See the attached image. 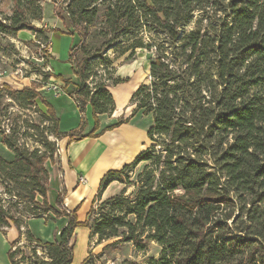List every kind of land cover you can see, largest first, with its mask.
<instances>
[{
  "label": "trees",
  "instance_id": "trees-1",
  "mask_svg": "<svg viewBox=\"0 0 264 264\" xmlns=\"http://www.w3.org/2000/svg\"><path fill=\"white\" fill-rule=\"evenodd\" d=\"M10 1L12 13L0 16V37L27 29L47 41L48 31L31 24L42 19L39 0ZM62 3L56 16L66 33L79 38L68 59L78 84L68 94L81 112L87 104L91 107L95 123L88 135L98 129L99 115L115 110L110 88L129 79L115 75L114 59L105 50L128 60L139 48H154L150 80L130 97L132 115L141 111L152 117L150 144L121 168L104 174L100 190L113 180L123 187L93 203L84 221L77 220V209L62 210L66 225L53 241H42L27 228L34 260L28 264H71L75 229L80 226L88 227L89 240L96 236L98 243L116 237L113 243L131 242L140 251L155 242L159 255L146 264H264V0ZM91 38L98 44L90 45ZM99 67L100 72L95 70ZM11 105L35 109L41 120L50 121L46 131L54 140L40 124L22 118L23 113L7 117ZM126 121L118 119L101 132ZM58 123L37 85L1 84L0 137L13 159L0 156V187L16 203L32 205V217L55 211L47 201L45 162L54 160L57 140L81 137L76 130L61 132ZM22 137H33L37 144L28 146L19 141ZM157 145L161 150L154 151ZM138 164L142 167L131 178ZM128 186L133 189L127 193ZM56 204H61L60 197ZM15 205L0 197V230L13 227L18 232L11 248L24 225L23 216L12 210ZM17 252L8 251L10 264ZM88 256L81 264H87Z\"/></svg>",
  "mask_w": 264,
  "mask_h": 264
},
{
  "label": "rangeland",
  "instance_id": "rangeland-1",
  "mask_svg": "<svg viewBox=\"0 0 264 264\" xmlns=\"http://www.w3.org/2000/svg\"><path fill=\"white\" fill-rule=\"evenodd\" d=\"M39 2L43 8V21L40 20V23L32 21L31 24L36 28L45 29L48 31V34L50 33V42L49 39L47 41L39 39L45 47L50 45V57L48 59V52L41 48V45L33 41L35 36L30 30H21L22 32L20 34L15 35H2L0 37V86L3 83H9L14 88L37 85L42 97H44L53 107L62 127H72V125L73 127H77L82 121V113L70 99L68 92L76 87L78 79L74 75L72 65L68 59L70 50L78 44L79 38L77 35H70L66 33L65 31L67 30L65 26L56 16V11L61 7L62 0H57L55 2L52 0H39ZM64 4L65 3L63 2L62 6ZM12 10L13 3L10 0H0L1 17L10 15ZM191 26L192 23L188 24V27ZM146 34L149 36L151 32H147ZM31 35L33 38H31ZM88 43L90 45H96L98 44V39L91 38L88 40ZM24 45L28 47L27 50H25ZM39 51L40 54L45 55L44 61H37L35 59L36 56H38ZM105 53H107L110 58L114 59L113 66L115 68V75L120 77H129L127 82L110 88L114 95V99L117 101V107H124V113L118 119H124L125 116L128 115V113L125 112V109L127 108L129 111L134 109V104L130 101L133 88L141 83H148L150 80L149 63L155 56L156 52L153 47L150 49L139 48L135 51L133 58L128 60L124 59L126 55L117 57L116 53H114L110 48L105 50ZM100 68L101 67L95 68V70L100 72ZM16 69L19 70L17 75L18 78L16 77L18 81H14L9 77V75H7ZM4 71L6 73H4ZM45 73L53 74V77H46ZM23 77H27L28 79H23ZM64 79L68 80V82H64ZM51 82H56L60 86V90L57 95L54 94L51 89H47L45 87L47 84H51ZM39 106L42 107L40 103ZM34 110L35 109L22 110L15 105H11L8 108L7 117H9V115L11 117L12 114L23 113L22 118H28L33 124H40V129L44 130V134L48 136V139L54 140V136L48 135L46 131V128L48 129L51 125L50 121L41 120V115ZM90 114V124L94 125L95 121L92 112ZM7 117L3 122L6 132L10 128ZM135 120L138 121V124L145 125L146 129H148L152 124V117L150 115L142 114L141 111L137 113ZM29 132H32V130L29 129ZM19 141L25 142L28 146H35L37 144L33 137H22ZM149 144L150 143L148 142L147 145ZM159 150H161V148L157 145L154 151ZM0 156L5 160L13 159L12 151L7 148L4 149V147L1 146ZM141 167L142 164H138L136 168L133 169V172L130 175L131 178L134 177V174L140 170ZM132 189V186H128L127 193ZM0 197H2L6 203L12 202L13 204H16L12 207V210L18 211L19 213L17 214H21L24 220V225L21 227L22 234L20 239L16 241L15 247L13 248L10 247V242L16 240L18 237L17 230L13 227H5L3 230H0V264H10L8 251L10 249L13 250L14 248H17L18 251L15 255L14 264H28L29 262H33L34 260L31 258L29 253L32 243L26 239L25 230L28 228L36 238H39L42 241L55 240L63 225L61 219L58 217V213H55V211H49L47 213L40 214L38 217H32L30 212L32 205H25L26 203L20 201H18L20 203H16L17 199L14 196H8L3 192L1 187ZM36 200L40 202L41 198L37 196ZM95 217L99 218L100 214H96ZM75 234L76 241L73 249V259L71 264H81V262L85 259L84 258L82 260V257L88 243L89 256L87 264H121L125 260L135 262V264H146L148 258H157L160 251L158 245L153 241L148 243L144 250L138 251L134 248L131 242L113 243L118 240L116 237L105 239L98 243L97 237L93 236L90 238V241L88 242L87 240L85 246H83L80 245V233L78 232ZM89 235L90 234H87L86 238H89ZM37 253L42 254L41 247L39 246L37 247Z\"/></svg>",
  "mask_w": 264,
  "mask_h": 264
},
{
  "label": "crops",
  "instance_id": "crops-1",
  "mask_svg": "<svg viewBox=\"0 0 264 264\" xmlns=\"http://www.w3.org/2000/svg\"><path fill=\"white\" fill-rule=\"evenodd\" d=\"M41 21H43V15ZM36 22L40 23V21ZM21 32L19 31L17 34ZM47 35L50 42V33ZM31 38H33L32 35ZM136 87L133 88V91ZM70 99L75 103L71 97ZM116 102L115 100V110L111 115L101 114L98 116L99 127L93 135H88L94 128V125L90 124L92 111L89 104L81 112L82 121L77 127H73V125L72 127H62L61 122L58 123L61 132L69 133L74 130L81 132L79 139L70 140L68 136L58 139L54 160L45 162L49 174L47 201L58 213L63 224L62 227L66 225L67 221L61 214L62 210L77 209V220L82 222L86 219L87 212L93 203L117 194L123 184L118 180H113L100 190L102 177L108 170L119 169L130 162L146 147L147 129L145 125L138 124V121L135 120L138 112L132 115L133 110L125 109V112L128 113L124 118L127 119L125 123L101 132L106 126L115 124L118 118L123 115L124 107H117ZM75 106L77 107L76 103ZM0 146L6 148L1 143V137ZM80 178L83 181H80ZM58 197L61 199L60 205L56 204ZM78 232L80 233V245L85 246L86 241H90L89 238H86L87 234H90V229L80 226L75 229V233ZM88 249L89 243L83 252L82 260L88 255Z\"/></svg>",
  "mask_w": 264,
  "mask_h": 264
},
{
  "label": "built area",
  "instance_id": "built-area-1",
  "mask_svg": "<svg viewBox=\"0 0 264 264\" xmlns=\"http://www.w3.org/2000/svg\"><path fill=\"white\" fill-rule=\"evenodd\" d=\"M33 41L35 43L41 45V48L45 49L48 52V54H50V45L48 47H45V45H42V43L40 42V40L39 39H36V38L33 39ZM24 47H25V50L28 49V47L26 45H24ZM35 59L37 61H44L45 60V55L44 54H40V51H39L38 56H36ZM4 73H6V72L4 71ZM18 73H19V70L16 69V70L11 71L10 74H7V75H9V77L12 78L14 81H18V79H17L18 78L17 77ZM23 79H28V78L27 77H23ZM45 87L47 89H51L54 92V94H56V95L59 93V90H60V86L56 82H51V84H47ZM80 181H83V179L80 178Z\"/></svg>",
  "mask_w": 264,
  "mask_h": 264
}]
</instances>
